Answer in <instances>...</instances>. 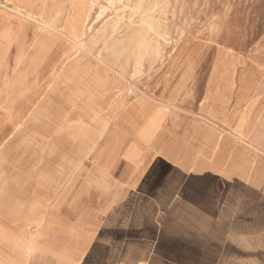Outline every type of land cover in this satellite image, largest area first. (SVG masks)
<instances>
[{
    "label": "crops",
    "instance_id": "obj_1",
    "mask_svg": "<svg viewBox=\"0 0 264 264\" xmlns=\"http://www.w3.org/2000/svg\"><path fill=\"white\" fill-rule=\"evenodd\" d=\"M13 1L0 0V264H172L174 246L201 258L222 234L204 205L264 195V79L179 64L125 96L107 54L70 38L79 0L64 39L16 20L26 0Z\"/></svg>",
    "mask_w": 264,
    "mask_h": 264
},
{
    "label": "rangeland",
    "instance_id": "obj_2",
    "mask_svg": "<svg viewBox=\"0 0 264 264\" xmlns=\"http://www.w3.org/2000/svg\"><path fill=\"white\" fill-rule=\"evenodd\" d=\"M75 1L40 0L33 5L47 9L45 15L55 21L54 26L33 12L30 0L21 4L14 0L11 13L16 20L35 26L40 34L51 32L64 39L67 36L62 26ZM79 1L82 9L71 20L67 30L70 38L84 37L76 43L83 51L107 54V67L123 76L125 96L139 93L135 85L143 83L148 71L179 64L212 69L228 63L226 67L250 72L252 83L263 82L264 0ZM227 195L225 192L219 199L230 203L203 207L207 224L220 226L215 232L222 234L202 238L205 252L198 259L195 253H175L177 247H172V264H183L180 260H187V264H264V195ZM212 199L206 194L203 197L204 201ZM162 224L157 217V247L163 240L158 234Z\"/></svg>",
    "mask_w": 264,
    "mask_h": 264
},
{
    "label": "bare ground",
    "instance_id": "obj_3",
    "mask_svg": "<svg viewBox=\"0 0 264 264\" xmlns=\"http://www.w3.org/2000/svg\"><path fill=\"white\" fill-rule=\"evenodd\" d=\"M87 20V19H86ZM85 22H87V21H85Z\"/></svg>",
    "mask_w": 264,
    "mask_h": 264
}]
</instances>
